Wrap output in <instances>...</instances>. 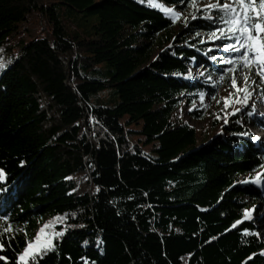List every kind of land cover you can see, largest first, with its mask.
<instances>
[{"label": "trees", "instance_id": "16d2710c", "mask_svg": "<svg viewBox=\"0 0 264 264\" xmlns=\"http://www.w3.org/2000/svg\"><path fill=\"white\" fill-rule=\"evenodd\" d=\"M153 1L0 0V264H16L43 217L64 233L32 264H264V195L244 182L263 153L238 122L198 145L175 115L214 96L193 69L220 78L225 53L188 39L211 31L203 19L171 38L163 8L197 0ZM139 124L156 156L129 138Z\"/></svg>", "mask_w": 264, "mask_h": 264}, {"label": "snow or ice", "instance_id": "6c2138e0", "mask_svg": "<svg viewBox=\"0 0 264 264\" xmlns=\"http://www.w3.org/2000/svg\"><path fill=\"white\" fill-rule=\"evenodd\" d=\"M180 2L192 3V0H180ZM161 7L163 8L162 5ZM163 10L173 23L181 16V13L176 11L175 8H163ZM197 11L201 14L196 15L194 13L193 19H203L212 25L211 31L207 34V39L212 42L213 47H209L205 55L209 59L217 61V56L209 55V53L213 50H222L225 53L218 60L219 63L227 66L220 72V79H224L225 73H230L232 88L237 93L243 92L245 94L243 101L237 100L236 102L246 103L247 98L251 96V92L248 90L249 83L257 82L255 79L250 80L253 73L259 77L260 83H264V0H223V2L222 0H213V2L202 6ZM185 26H188L186 18ZM200 35V32H196V36ZM216 41H220V43H216ZM192 59L195 60V57ZM4 67V64H0V69ZM201 67L203 66L201 65ZM244 69H247V73L244 72ZM185 75L187 78H192L191 70ZM200 75H203V73H200ZM238 79L243 81L242 87L238 83ZM232 95L230 92L228 96L222 98L225 107L229 106ZM200 96L201 101H203L204 93L201 92ZM253 139H259V137H253ZM261 176H264V173H257V178ZM0 179H3L2 169H0ZM247 211L246 209L245 212L247 213ZM7 219V216L0 215V220ZM239 223H242V220L236 221V224ZM49 227V224H45L38 230L32 240L26 241L23 251L16 254V264H32L36 257L42 256L48 250L55 249L52 239L62 236L64 230L61 229L48 234L46 229ZM81 227L83 226L81 225ZM233 227H235V224ZM8 230H10V226L5 229V231ZM244 231L247 232L248 230L245 229ZM41 233L49 237L47 243L43 246L40 244ZM257 235L259 234L257 233ZM4 247L3 240H0V250H3ZM7 259V257L0 256V260L7 261ZM81 259L84 264H89L87 257H81ZM91 264H95V262L92 261Z\"/></svg>", "mask_w": 264, "mask_h": 264}, {"label": "rangeland", "instance_id": "374dc122", "mask_svg": "<svg viewBox=\"0 0 264 264\" xmlns=\"http://www.w3.org/2000/svg\"><path fill=\"white\" fill-rule=\"evenodd\" d=\"M151 6L158 7L157 3L153 0H149ZM213 2V0H197L194 4H188L181 9H175L176 11L181 13V16L175 23H173V27L171 29V38L173 36H179L184 33L188 27L189 23L194 20L193 14L197 13V9L202 8V6L207 5L208 3ZM223 2V0H222ZM167 9H173L174 7L168 6ZM168 17V16H167ZM185 18L188 21V26H185ZM168 36V35H166ZM189 40L199 39L201 43H208L207 35L201 33L200 36H196V34H190L187 36ZM162 40L165 41V37H161ZM203 41V42H202ZM173 41H169L166 45H171ZM165 45V46H166ZM157 57V53H154L151 61H154ZM244 72L247 73V69H244ZM203 73V75H200ZM193 75L195 79H204L211 81L213 85H215V93L214 96H206L204 95L203 101H201V97L198 98L192 106H189L185 101L180 105V107L175 111V115L179 119L181 123L188 124L193 127L198 136V145L203 143L211 142L216 138L224 137L225 132L224 128L229 124L230 121L238 122L242 129L245 131L247 137H259V139H253L255 147L258 148L263 153L262 163L263 166L257 169L254 174L256 175L255 179L245 178L246 181H251L255 186L259 187L264 195V176L257 178V173H264V130H261L256 125L257 119H264V83L259 82V77L255 76L254 73L250 77L251 79H255L256 83H249L248 90L251 92V96L247 98L246 103H237V100L243 101L245 99V94L243 92L237 93L231 86V82L228 83L224 80H221L215 75H210L208 69L204 68H195L193 69ZM238 83L243 86V81L238 79ZM112 89L104 90L105 95H110ZM232 93V97H230L229 106H224L223 97ZM197 108L198 111L202 112L200 118H195L189 115V112L193 109ZM191 109V110H190ZM237 109H239L237 111ZM250 114V119L246 118V114ZM141 130V125L138 126L131 125L127 127V131L132 132L129 135V138L132 141H135L142 149V151L149 156H156L152 145L144 144L143 138L138 135L136 132ZM157 146V144H155ZM254 215V220H258L264 217V202L261 203ZM46 217H43L41 221L38 223L33 231L35 234L38 229H41V225L46 221ZM257 226L260 228L259 222H257ZM36 236V234H35ZM261 236L264 239V231H261ZM49 237L47 236L46 240ZM29 241V240H27Z\"/></svg>", "mask_w": 264, "mask_h": 264}]
</instances>
